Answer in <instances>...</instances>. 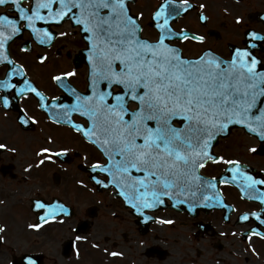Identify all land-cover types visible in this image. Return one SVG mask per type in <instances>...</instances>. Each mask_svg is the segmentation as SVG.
Wrapping results in <instances>:
<instances>
[{"label":"snow or ice","instance_id":"6c2138e0","mask_svg":"<svg viewBox=\"0 0 264 264\" xmlns=\"http://www.w3.org/2000/svg\"><path fill=\"white\" fill-rule=\"evenodd\" d=\"M135 4L137 0H28L25 6L23 0H0V7L6 9L0 13V66L4 69L0 74V108L7 116L17 100L34 96L37 107L52 124L68 126L98 153L87 165L93 173L89 179L105 190L113 189L112 194L144 221L172 225L173 220L148 214L166 200L174 206L186 205L189 213L199 206L235 211L224 202L218 185L235 186L242 199L257 203L258 210L236 212V220L247 225L239 231L241 239L247 241L244 251L256 255L252 241L264 240V177L250 174L240 159L218 154L213 148L230 126H240L264 141V61L254 54V42L264 41V35L244 30V46L231 44L228 56L211 46L186 55L183 46L205 44V35L177 30L171 22L196 6L189 0H160L149 15L156 33L149 38L142 34L143 11L133 12L130 7ZM205 7L199 5L200 9ZM197 16L202 23L209 19L203 11ZM65 21L69 30L53 31V25L59 27ZM234 24H242L240 15L234 17ZM24 30L45 49H50L57 37L78 32L84 43L79 51L86 56V90L68 82L77 76L74 68L60 70L50 79L70 102L61 103L56 96L49 101L29 78L25 64L14 60L7 47ZM33 61L46 65L49 57L36 51ZM16 120L22 129L37 123L22 108ZM44 140L24 172L55 164L70 151L51 136ZM0 150L17 151L6 143H0ZM255 151V147L247 148V152ZM209 164L224 165L226 175H207L203 170ZM52 176L58 180L55 172ZM75 184L87 189L83 179H76ZM29 201L36 220L27 224L28 229L42 230L71 218L64 202L56 197L45 199L38 189ZM4 231L6 227L0 225V232ZM4 239L0 235V242ZM87 239L75 237V241ZM92 246L98 247V243ZM25 259L27 264H35L30 256Z\"/></svg>","mask_w":264,"mask_h":264},{"label":"flooded vegetation","instance_id":"af4514ba","mask_svg":"<svg viewBox=\"0 0 264 264\" xmlns=\"http://www.w3.org/2000/svg\"><path fill=\"white\" fill-rule=\"evenodd\" d=\"M23 2L27 6L28 0ZM159 2L137 0V4L130 5L133 12L138 9L143 11L141 22L145 27L142 34L149 38L156 34L149 15ZM189 2L196 7L186 14L180 13L171 25L177 30L185 28L205 35L206 43L184 45L186 55L211 46L219 54L228 56L231 44L244 46V30H255L264 35V0ZM200 4L206 7L200 9ZM5 10V7H0V13ZM199 11L208 16L206 23L199 21ZM7 14L14 15L13 12ZM236 15L242 18L240 26L234 24ZM69 28L68 21L59 27L52 26L55 32ZM254 43V54L264 61V41ZM7 47L14 60L25 64L29 78L49 97V101L56 96L61 103L70 102L67 94L50 79V75L60 70L74 68L77 76L68 78V82L80 91L86 90V56L79 51L84 43L78 32L75 36L57 37L52 47L45 49L38 47L29 32L24 30ZM21 47L30 50L22 52ZM36 51L48 55L46 65L33 61ZM3 70L0 66V74ZM21 108L37 123L22 129L16 120ZM4 112L0 108V143H6L9 148L16 147L17 151L12 154L0 150V225L6 227V231L0 232L5 237L0 242V264H12L23 255H34L37 264H264V240L252 241L256 255L244 251L247 241L241 239L239 231L247 225L236 220V212L258 210L257 203L242 199L235 186L218 185L224 202L235 211L199 206L189 213L186 205L174 206L166 200L164 205L150 210L148 214L173 220L172 225L144 221L142 216L132 212L118 196L112 194L113 189L105 190L89 179L93 173L87 165L97 158L98 153L78 134L72 133L68 126L52 124L46 113L37 107L34 96L17 100L15 106L7 111V116ZM75 119L80 122L78 116ZM47 136L70 151L57 159L55 164H45L42 168L24 172V167L32 162L34 152L45 144L44 137ZM249 147H255L256 151L247 152ZM213 151L228 158L240 159L248 166L246 170L250 174L264 177V141L241 127H232L227 135L219 137ZM224 167L222 164H209L203 171L209 176L226 175ZM53 172L58 180L53 179ZM76 179H83L87 189L78 187ZM36 189L45 199L56 197L64 202L70 209L71 218L63 224H49L42 230L28 229L27 224L36 220L29 201ZM225 215L229 216L228 220L224 219ZM233 232L238 234L232 236ZM77 235L88 239L75 241ZM141 241L144 243L141 244ZM93 243H98V247H93ZM109 252H121L123 255L111 256Z\"/></svg>","mask_w":264,"mask_h":264},{"label":"water","instance_id":"95a60500","mask_svg":"<svg viewBox=\"0 0 264 264\" xmlns=\"http://www.w3.org/2000/svg\"><path fill=\"white\" fill-rule=\"evenodd\" d=\"M230 127H232V126H230ZM227 134V133H226ZM225 134V135H226ZM223 136V135H222ZM216 143V142H215ZM25 257L26 256H24V257H22L18 262H14V264H19V263H25V264H27V260L25 259ZM32 259H33V257L32 256H30Z\"/></svg>","mask_w":264,"mask_h":264}]
</instances>
